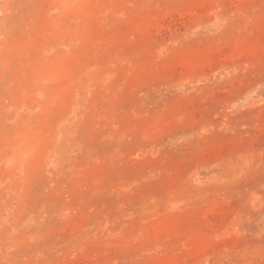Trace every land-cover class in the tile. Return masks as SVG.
Wrapping results in <instances>:
<instances>
[{
  "label": "rangeland",
  "instance_id": "1",
  "mask_svg": "<svg viewBox=\"0 0 264 264\" xmlns=\"http://www.w3.org/2000/svg\"><path fill=\"white\" fill-rule=\"evenodd\" d=\"M0 264H264V0H0Z\"/></svg>",
  "mask_w": 264,
  "mask_h": 264
}]
</instances>
